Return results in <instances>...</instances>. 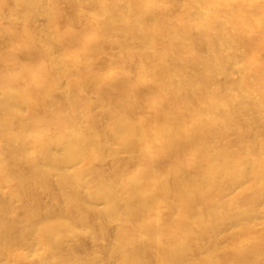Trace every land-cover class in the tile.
<instances>
[{"label": "bare ground", "instance_id": "bare-ground-1", "mask_svg": "<svg viewBox=\"0 0 264 264\" xmlns=\"http://www.w3.org/2000/svg\"><path fill=\"white\" fill-rule=\"evenodd\" d=\"M0 264H264V0H0Z\"/></svg>", "mask_w": 264, "mask_h": 264}, {"label": "rangeland", "instance_id": "rangeland-1", "mask_svg": "<svg viewBox=\"0 0 264 264\" xmlns=\"http://www.w3.org/2000/svg\"><path fill=\"white\" fill-rule=\"evenodd\" d=\"M110 229H112V227H110ZM17 228L16 226H13L9 229V232L13 235H15L17 233ZM65 239V248H64V252H66V254L68 255L69 252H70V246L68 245V243H75L79 246L80 248V251H79V254L84 257L87 252L91 249V245L90 247H88V243H85V242H75L70 236H67L64 238ZM68 242V243H67Z\"/></svg>", "mask_w": 264, "mask_h": 264}]
</instances>
